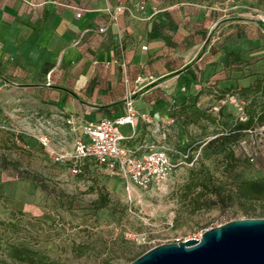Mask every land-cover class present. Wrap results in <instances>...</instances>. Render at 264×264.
<instances>
[{"label":"rangeland","instance_id":"obj_1","mask_svg":"<svg viewBox=\"0 0 264 264\" xmlns=\"http://www.w3.org/2000/svg\"><path fill=\"white\" fill-rule=\"evenodd\" d=\"M145 1L161 8L214 12L222 32L245 29L249 22L264 29L260 25L264 0ZM4 79H0V264H16L4 258L8 243L38 250L51 264H128L153 246L192 239L232 220L255 218L260 210V203L225 195L234 190L236 180L264 176V127L243 133L232 146L235 160L207 146L222 124L244 119L242 102L234 94L237 88L222 93L215 83L199 88L185 84L178 91L149 95L155 105L149 122L138 117L135 137L127 144L166 142L186 158L175 160L178 166L161 188L128 203L116 180L95 170L75 176L68 164L52 161L38 143L37 137L45 135L51 150L72 151L74 122L67 120L75 114L66 108L67 99L46 89L42 81ZM206 172L216 187L214 193L199 197L201 208L194 210L195 191L187 186L193 178L211 186ZM100 192L109 201L95 209L92 202Z\"/></svg>","mask_w":264,"mask_h":264},{"label":"crops","instance_id":"obj_2","mask_svg":"<svg viewBox=\"0 0 264 264\" xmlns=\"http://www.w3.org/2000/svg\"><path fill=\"white\" fill-rule=\"evenodd\" d=\"M119 2L124 11L115 15ZM153 5L139 10L131 0H0V76L42 81L67 99L74 123L121 115L127 93L149 114L155 108L149 95L160 90L215 83L223 92L256 77L264 81L259 25L222 32L209 10L171 6L154 13ZM122 132L128 135V127Z\"/></svg>","mask_w":264,"mask_h":264},{"label":"built area","instance_id":"obj_3","mask_svg":"<svg viewBox=\"0 0 264 264\" xmlns=\"http://www.w3.org/2000/svg\"><path fill=\"white\" fill-rule=\"evenodd\" d=\"M145 6V0L137 3L139 10H144ZM151 8L154 13L157 12L155 7ZM123 11L124 6L119 2L115 15ZM140 48L146 50L147 46L141 45ZM123 105L124 112L116 117L74 123L70 153L51 150L45 135H39L37 140L52 161L68 164L73 175L83 176V167L88 165L91 171L95 170L105 178L116 180L123 190L125 201L133 203L137 197L161 188L178 166L175 160L186 158V154H181L166 142L160 145H128L135 137L137 118L146 122H149V118L148 114L139 112L132 94L127 93L124 96ZM67 122L73 124L71 119ZM124 126L129 129L128 135L122 132ZM203 232L193 238L199 239Z\"/></svg>","mask_w":264,"mask_h":264},{"label":"trees","instance_id":"obj_4","mask_svg":"<svg viewBox=\"0 0 264 264\" xmlns=\"http://www.w3.org/2000/svg\"><path fill=\"white\" fill-rule=\"evenodd\" d=\"M148 2L149 1H146L147 5ZM151 7L157 8L158 5L155 4ZM0 79L5 80L1 76ZM222 93H225V91ZM234 94H236L238 99L242 102L244 119L237 117L231 125L226 123L222 124L219 134L207 142L208 148H212L213 150L217 149L218 153L224 152L225 157L233 160H235V158L233 156L232 146L239 141L243 133H251L256 128H260L264 125L263 78L256 77L248 86L236 89ZM258 94L260 96H258ZM259 97H261V100ZM84 171L89 173L90 169L88 168V165L83 167V172ZM205 179H210L209 183L211 186L206 184V181H203L201 178H193L191 180L193 183L187 186V188L191 189L193 193L195 191L193 198L194 210L201 208V204H198L200 196L206 191L214 193L213 188L216 186L211 184L212 180L209 172L205 173ZM219 187L218 192L220 191ZM197 188L198 190H196ZM232 195L243 201L260 203V210L254 215V217H264V176L254 179L236 180L234 183V190H228L225 197L231 199ZM108 201V195L100 192L97 198L92 202V205L95 209H102L107 206ZM206 206L207 208L210 207V205ZM3 253L5 259L16 264H51V261L45 254L23 244L8 243L6 244Z\"/></svg>","mask_w":264,"mask_h":264},{"label":"water","instance_id":"obj_5","mask_svg":"<svg viewBox=\"0 0 264 264\" xmlns=\"http://www.w3.org/2000/svg\"><path fill=\"white\" fill-rule=\"evenodd\" d=\"M128 264H264V217L232 220L205 230L200 239L153 246Z\"/></svg>","mask_w":264,"mask_h":264},{"label":"bare ground","instance_id":"obj_6","mask_svg":"<svg viewBox=\"0 0 264 264\" xmlns=\"http://www.w3.org/2000/svg\"><path fill=\"white\" fill-rule=\"evenodd\" d=\"M201 235H202V234H201ZM200 238H201V236H200ZM200 238H199V239H200Z\"/></svg>","mask_w":264,"mask_h":264}]
</instances>
